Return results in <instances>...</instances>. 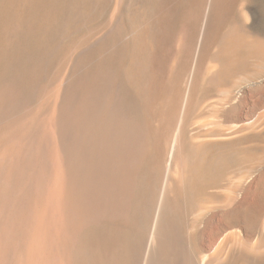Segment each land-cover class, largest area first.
Here are the masks:
<instances>
[{
  "label": "rangeland",
  "instance_id": "1",
  "mask_svg": "<svg viewBox=\"0 0 264 264\" xmlns=\"http://www.w3.org/2000/svg\"><path fill=\"white\" fill-rule=\"evenodd\" d=\"M224 1L219 4L218 0L214 6L207 5L212 8L210 11L206 7L200 8L205 0H0V88L12 84L15 93L21 94L19 97L13 95L16 103L12 102V96L11 104L6 103V110L1 113L4 116H0V138L7 139L8 135L12 138L15 131L27 134L30 131L32 135L33 125L42 122L53 137L51 139L55 140L50 146L51 167L60 162L66 165L63 151L57 145L55 124L70 98L75 96L83 103L85 94L89 95V124L97 123L103 103L119 117L126 116L132 122L137 120L134 123L139 126L144 122L142 127L148 135L143 161L134 175L133 184L136 186L133 185V197L126 217L120 221L108 216L100 217L80 230L69 253V264L128 263L138 229L143 187L150 168L155 164L154 144L164 145L178 123L183 133L184 150L192 156L193 165L201 166L198 172L205 182L194 196L192 208L189 206L186 211L181 208L174 215L172 231L179 230L180 233L172 234L171 241H176L175 245L179 242L178 247L174 246V241L171 242L170 249L177 248L173 254L170 250L172 259L176 264H197L198 257L212 254L214 238L222 231L220 212L240 207V191L244 196L241 202L246 206L238 210L244 216L238 214L237 221L242 225L248 220L249 225L254 220L258 221V227L252 229L249 226L251 232L249 227L245 230V237L250 242L257 238L256 233L264 222V126L261 130L264 119L253 127L254 135L247 133L254 131L252 127L229 138H221L220 135L227 133L225 129L228 132L233 130L246 116L255 118L264 113V0H241L248 7L244 10L246 19L243 24L237 22L235 15L241 1ZM205 9L210 20L220 19L222 25L218 30L220 33H216L218 35H214L213 30V24L218 20H208L212 30L209 26L204 30ZM195 32L200 39L195 45L198 46L195 67L189 79L185 47ZM201 39H205V43ZM209 40L213 42L207 43ZM202 49L206 52L202 53ZM215 61L222 65L224 75L219 82L220 88L205 86L200 93L194 91L200 74L212 69ZM181 67L187 73L182 81L177 80ZM190 81L193 89L189 90L187 104L181 103V106L176 100L178 92ZM6 93L8 91L4 90L3 94ZM196 95L199 97L192 107L191 102ZM7 111L11 112L8 114ZM259 127L260 131L256 129ZM198 134L203 137L198 139ZM209 137L211 140H225L224 144L200 149L193 144L198 140H210ZM86 159H91L90 153ZM165 159L163 150L158 154V161L163 163ZM102 174V166L93 173L97 178ZM31 210L32 206L24 218L13 210L12 214L6 212L1 215L0 225L3 223L1 227H5V232H17L14 254L22 251ZM96 210L101 211L100 204ZM178 233L181 235L177 237Z\"/></svg>",
  "mask_w": 264,
  "mask_h": 264
},
{
  "label": "bare ground",
  "instance_id": "2",
  "mask_svg": "<svg viewBox=\"0 0 264 264\" xmlns=\"http://www.w3.org/2000/svg\"><path fill=\"white\" fill-rule=\"evenodd\" d=\"M221 1L222 0H219V4L221 3ZM217 2L218 0H205V2H202L200 8L206 7L209 9V6L207 7V5L214 6ZM246 6L247 5L241 1V3L238 4V7H236L237 9L235 15L239 24H243L244 20L246 19L244 13L245 8H248ZM211 9L209 10L212 11ZM207 11L205 9L203 15L204 24L203 22H201L203 24V27H205L204 30L206 31V26L210 27V25H212L208 24V22H210L211 20H218V22L216 21L213 24V30L215 31L214 35H218L216 33L219 32L218 30H221L219 29L221 28L220 19H217V17H215L216 20H210L209 14L206 13ZM246 12L248 11L246 10ZM250 13H252V11ZM216 14L217 12L215 13V15ZM200 20L202 21V19ZM210 28L212 30V27ZM201 30L202 29H200L199 31L201 32ZM197 34L198 33L193 35L192 33L190 34V37L191 35L192 37L189 40V44L186 43V45L188 44V46L185 47L186 49L184 48V59L187 60L185 62V67L188 66L187 70L189 71V79L191 78V71L193 67H195L194 57L197 55L196 49L198 48V46L195 45L199 43L198 39H200L198 38L199 35ZM211 34L213 35V33ZM203 36L202 38L206 37L207 34L206 36ZM208 36L210 37V35ZM206 41L208 40L206 39ZM201 42L205 43V39L204 41H202L201 39ZM210 42L211 41L209 40V42L207 43ZM215 43L216 42L214 41V44ZM203 51L206 52L204 49H202V53ZM136 73L134 74L136 75ZM186 74L187 73L185 69L180 70L177 74V80L182 81L183 79H185L184 77ZM222 75V65L215 61L212 69H208L206 71L204 70L202 74H200V80H196L198 82H196V84L194 85V91H198L200 93V91L205 86L214 88L219 87V82L222 80ZM141 86H143V84ZM191 88V81L186 88L181 87L180 92H178L179 97L176 99L177 102H179V105L181 103L187 104L189 90H191ZM4 90L5 92L8 91V93L3 94ZM103 92L101 95H103ZM144 93L142 92L141 94ZM13 95L17 96L18 92L15 93V88L12 86V84H7L0 88L1 117L2 115L4 116V114L1 113H3L7 108L6 103L8 104L10 102L9 100ZM19 95L17 97H19ZM15 96H13L12 98L13 101L11 99L12 102L15 101ZM146 96L147 95H145V98ZM88 97L87 94L82 97L83 103H80V98L78 99L75 96L70 98L68 105L66 104L67 107L65 109L62 108L63 110L60 111L58 120L55 124L57 140L59 142L57 145L61 147L63 151V157L66 158V165L64 166L62 162H60L59 158V162L61 164L54 163L56 164L55 167H51L52 162L50 163L49 161V155L51 153L50 146L53 139H51L52 136L50 137L49 135L50 132L48 133L45 128L47 127L45 126L46 124H43L42 122H37L35 123V125H33L34 133L32 135L30 131L28 132L29 134L24 131L21 133L15 131V136L12 138H9L10 135H8L9 137L7 136V139L4 136L6 141H4L5 139L3 137L0 138V218L2 217L1 215H5L6 212H10L12 214L11 210L17 211L18 214L22 215L21 217L24 218L29 208L31 206L33 208V210H31V220L29 219L28 223L26 224L27 234L24 238L22 251L20 253L17 251H15V254L13 253V247L15 238L17 237V232L15 231L7 233L4 230L5 227H1L3 223L2 225H0V264H69V253L72 248L74 238L80 230L88 226L91 222L95 223L94 220L97 221L100 217L108 216L110 219L115 221L123 220L126 217V212L131 205V200L133 197L132 190L134 185V175L139 168V165L142 163L143 155L146 151L145 139L148 135L146 134L144 127H142L144 122L141 124L142 126H139L134 123L137 120L132 122L126 116L119 117L117 114H114L109 107H105L106 105L101 103L102 111L101 114H99L96 118L97 123L95 122V120L92 121L95 122L94 124H89L87 119L90 107ZM198 97L199 95H196L193 102H191L192 107L196 104ZM145 98H143V100ZM124 101H126V99ZM144 103L146 102L144 101ZM10 104L11 102L9 103V105ZM9 112L7 111L8 114ZM177 115L179 114L177 113ZM11 117H13V115L10 116V118ZM93 117L94 116H92V118ZM260 117L247 118L246 116V118H243L241 123H239L233 130H230L228 132V129H225L227 130V133L220 135L221 138H229L232 137V135L238 134L240 132H246V129L248 130L251 127H256V125H259L258 123L262 121V119H264V113L263 116L260 115ZM180 121L181 117L179 116L178 122ZM261 125L262 128L264 125ZM263 128L261 130H263ZM256 129L260 131V127ZM253 130L254 131L251 132L247 131V133L249 132L250 135H254V133L252 132H255V129L253 128ZM173 131L174 132L169 135L168 140L164 145L161 144V146L159 145V143L157 145L154 144L153 152L155 160L153 162L155 164L152 168H150V171L148 170L149 174L147 175V180L143 187L142 203L138 212V229L136 230L133 244H131L132 249L130 250V256L128 254L129 258L127 259V264H176L175 260H173L171 257L173 255L170 254V247L172 245L171 242L174 241H171L173 238L172 234H175V232L177 234V231L179 232V230H174L175 232L172 231L174 215L177 212H180L181 208H184L183 210L185 211L189 206L190 208H192L191 206L193 198L197 194V192L200 191V187H202L205 182L198 172L201 166L199 167L196 164L193 165L194 163L192 156H190L184 150L183 133L180 130L179 123ZM220 131H222V129ZM242 134L244 135V133ZM202 137L203 136L198 134V139ZM211 137H209V139ZM211 139L198 140V142L193 144L200 149L203 147L218 145L221 146L225 141L221 139ZM53 141L55 143V140ZM217 148L218 147H216V149ZM163 150L166 154V159L163 163H160L158 161V154L159 152L162 153ZM89 153L91 159H86ZM99 166H102L103 174L99 178H97L94 177L93 173L94 170L99 169ZM239 193L240 207L235 206V208H226L222 210V212H220L222 226H219L221 227L222 231L216 238H214V250L212 251V254L210 253L211 251L209 252V256L203 258L198 257L197 264H264V222L262 225V229L258 231V233H256L257 238L254 241L250 242V239H247L245 237V230L249 226L252 229L258 227V221L254 220V222H250V225L248 223L249 220L247 221V223L243 222V225L242 222L239 223L240 221H237V215L239 214L238 212H242L238 210L245 209L241 208L243 206L241 199L244 196L241 191ZM98 204L101 205L100 212L96 210V206ZM241 215L239 214V216ZM2 221L5 223L4 220ZM220 227H218V229H220ZM252 229H250L249 232H251ZM179 233L177 237L181 235H179ZM175 238L176 236L174 237V239ZM177 239L178 238H176L175 240ZM175 242L176 241H174V246L179 243L177 242L175 245ZM175 249L171 250L172 254L173 252L175 253Z\"/></svg>",
  "mask_w": 264,
  "mask_h": 264
}]
</instances>
